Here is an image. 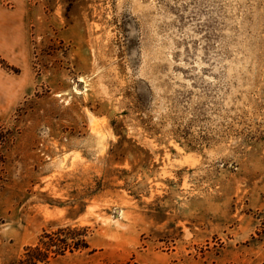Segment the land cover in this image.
<instances>
[{
    "label": "rangeland",
    "instance_id": "374dc122",
    "mask_svg": "<svg viewBox=\"0 0 264 264\" xmlns=\"http://www.w3.org/2000/svg\"><path fill=\"white\" fill-rule=\"evenodd\" d=\"M20 5L0 264L45 233L39 264H264V0Z\"/></svg>",
    "mask_w": 264,
    "mask_h": 264
},
{
    "label": "trees",
    "instance_id": "16d2710c",
    "mask_svg": "<svg viewBox=\"0 0 264 264\" xmlns=\"http://www.w3.org/2000/svg\"><path fill=\"white\" fill-rule=\"evenodd\" d=\"M7 129L5 125L0 123V169L5 163V155L1 153V148L6 144L12 137V132H6ZM2 179V178H0ZM47 237L48 240H39V242L32 246H27L24 249L22 256L10 264H39L43 262H48L51 255L57 256L64 253L66 248H72V241L69 238L54 237L55 235L50 233H45L43 235ZM58 242H57V240ZM124 264H134V263H124Z\"/></svg>",
    "mask_w": 264,
    "mask_h": 264
},
{
    "label": "crops",
    "instance_id": "0c3cea01",
    "mask_svg": "<svg viewBox=\"0 0 264 264\" xmlns=\"http://www.w3.org/2000/svg\"><path fill=\"white\" fill-rule=\"evenodd\" d=\"M5 1L0 0V40L4 41L1 43L0 49H12V47L15 48L17 46V42L15 41L16 33L25 30V28L27 29L28 19L26 18L24 8L20 5L22 0H7L14 2L10 5L12 8L6 7ZM8 33L11 36L12 44L6 47Z\"/></svg>",
    "mask_w": 264,
    "mask_h": 264
}]
</instances>
